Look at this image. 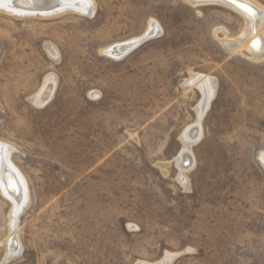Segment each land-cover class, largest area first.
Returning a JSON list of instances; mask_svg holds the SVG:
<instances>
[{"label":"rangeland","instance_id":"1","mask_svg":"<svg viewBox=\"0 0 264 264\" xmlns=\"http://www.w3.org/2000/svg\"><path fill=\"white\" fill-rule=\"evenodd\" d=\"M93 1L90 17L0 11V143L29 196L7 259L0 190V264H264V58L219 42L242 18L186 0ZM151 22L153 38L121 59L104 53ZM191 75L215 92L185 189L175 158L202 100Z\"/></svg>","mask_w":264,"mask_h":264},{"label":"bare ground","instance_id":"2","mask_svg":"<svg viewBox=\"0 0 264 264\" xmlns=\"http://www.w3.org/2000/svg\"><path fill=\"white\" fill-rule=\"evenodd\" d=\"M186 1L191 6L219 5L239 15L244 24L243 29L238 36L233 39L227 38L226 31L223 29L221 31L223 33V40H219V42H221L224 48L228 51L240 53L242 50H246L252 56V59L261 60L264 58V39L262 32V29L264 28V9L254 0ZM94 5L93 0H0V11L17 17L27 16L30 18L56 17V15L61 13L65 14L67 11H73L79 15L90 17L95 9ZM158 31V25L151 22L147 31L142 36L116 43L103 51L112 59H121L122 56L133 49L143 38H153L158 34ZM47 52L51 55H49L50 57H54L56 53L52 46L48 47ZM190 81L192 83L197 81L200 84L202 100L196 108V114L198 117L197 123L194 127H189L185 130L184 135L181 137L183 144L182 150L178 157L175 158L179 170L177 181H179L181 186L185 189L187 188L185 173H187L193 166V161L190 155V146L192 143H196L199 140L197 132H199L200 120L206 112L215 92V81L208 76L191 75ZM54 83V77H48L46 79L44 92L39 91L41 96L43 95L42 97L45 96L46 98L38 96L37 100L35 99L37 104H42L52 95ZM190 133H192L193 136H191ZM12 153V147L0 143V190L1 193L12 203V210L10 212L11 233L6 241L8 248L6 253L7 259L17 256L20 252V246L14 232H16L15 229L19 215L25 209L29 201L26 182L24 181L22 174L10 161ZM259 159L264 168V153L260 155ZM173 257V255L167 254L166 257L157 264H170Z\"/></svg>","mask_w":264,"mask_h":264},{"label":"water","instance_id":"3","mask_svg":"<svg viewBox=\"0 0 264 264\" xmlns=\"http://www.w3.org/2000/svg\"><path fill=\"white\" fill-rule=\"evenodd\" d=\"M148 39H150V38H143V39H142V40H141V41H140L135 47H137L138 45H140L141 43H143L144 41H146V40H148ZM135 47H134V48H135ZM134 48H133V49H134ZM131 50H132V49H131Z\"/></svg>","mask_w":264,"mask_h":264}]
</instances>
